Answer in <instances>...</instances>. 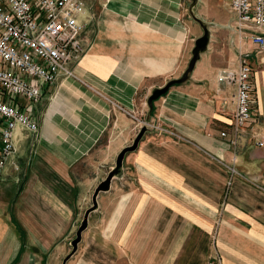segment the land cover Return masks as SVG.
I'll list each match as a JSON object with an SVG mask.
<instances>
[{"label": "crops", "instance_id": "crops-1", "mask_svg": "<svg viewBox=\"0 0 264 264\" xmlns=\"http://www.w3.org/2000/svg\"><path fill=\"white\" fill-rule=\"evenodd\" d=\"M87 2L94 16L75 75L43 87L37 132L15 129L0 179V264L62 263L138 119L156 127L99 193L67 264H205L215 253L224 264H264V48L239 31L230 0ZM195 16L210 23L208 48L149 105L156 87L187 70L204 33ZM241 51L256 103L233 145L221 131L231 127L235 87L218 73Z\"/></svg>", "mask_w": 264, "mask_h": 264}, {"label": "built area", "instance_id": "built-area-1", "mask_svg": "<svg viewBox=\"0 0 264 264\" xmlns=\"http://www.w3.org/2000/svg\"><path fill=\"white\" fill-rule=\"evenodd\" d=\"M230 7L239 31L264 48V0H230ZM93 16L87 0H0V179L17 150L15 129H39L33 109L43 87L61 74L75 75L72 63L86 51L84 33ZM253 77L246 51L239 53L237 66L218 73L221 82L235 87L231 127L221 131L233 145L255 111ZM138 120L156 127L149 120ZM12 163L20 168L17 161ZM205 264L224 263L215 253Z\"/></svg>", "mask_w": 264, "mask_h": 264}, {"label": "water", "instance_id": "water-1", "mask_svg": "<svg viewBox=\"0 0 264 264\" xmlns=\"http://www.w3.org/2000/svg\"><path fill=\"white\" fill-rule=\"evenodd\" d=\"M196 19H198L204 28V33L200 36H198L195 40V45L193 47V56L190 60L189 66L185 73L181 77H174L172 79H169L164 85L156 87L152 93L148 97V103L149 105H153V102L158 99L161 95L165 94L169 88L178 82H181L185 80L189 75L191 74L197 60L200 58L201 53L205 51L208 48V43L210 40V23L202 20L198 16H195ZM152 126L143 123L134 137L132 143L124 146L117 154L115 164L110 168L109 172L107 173L106 177L103 178L99 183L96 185L93 194H92V203L89 207H87L84 211L83 218L81 219V222L76 230L75 236L71 240L72 248L71 250L64 256L61 264H67L68 259L76 253V251L79 248V243L83 238V232L87 228L89 224V215L92 211L96 210L99 207V201L98 196L101 191H106L111 188L112 179L114 177L120 176L123 173V165H124V159L126 156V153L132 150H135L141 139L143 138L146 131L151 129Z\"/></svg>", "mask_w": 264, "mask_h": 264}, {"label": "rangeland", "instance_id": "rangeland-1", "mask_svg": "<svg viewBox=\"0 0 264 264\" xmlns=\"http://www.w3.org/2000/svg\"><path fill=\"white\" fill-rule=\"evenodd\" d=\"M85 41H86V40H85ZM85 45H86V44H85ZM86 49H87V45H86ZM90 202L92 203V200H89V201H88V204H89ZM89 206H90V205H89ZM83 214H84V212H83L81 215H79V216L77 217V218H78L77 221L79 220V224H80V222H81V219L83 218ZM71 240H72V239H71ZM70 245H71V243H70ZM71 247H72V245H71Z\"/></svg>", "mask_w": 264, "mask_h": 264}]
</instances>
